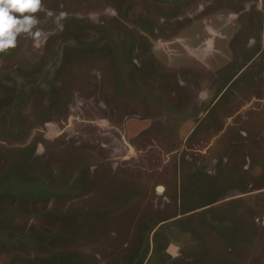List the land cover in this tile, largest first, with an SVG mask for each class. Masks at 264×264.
I'll use <instances>...</instances> for the list:
<instances>
[{"label": "rangeland", "instance_id": "374dc122", "mask_svg": "<svg viewBox=\"0 0 264 264\" xmlns=\"http://www.w3.org/2000/svg\"><path fill=\"white\" fill-rule=\"evenodd\" d=\"M43 5L0 53V264H264V0Z\"/></svg>", "mask_w": 264, "mask_h": 264}, {"label": "clouds", "instance_id": "9594fccd", "mask_svg": "<svg viewBox=\"0 0 264 264\" xmlns=\"http://www.w3.org/2000/svg\"><path fill=\"white\" fill-rule=\"evenodd\" d=\"M45 11L47 17H54L59 24L66 17V13L55 14L46 10L43 0H0V53L14 49L18 44V37L22 35L40 38L43 35L39 28L41 24L37 13Z\"/></svg>", "mask_w": 264, "mask_h": 264}, {"label": "water", "instance_id": "95a60500", "mask_svg": "<svg viewBox=\"0 0 264 264\" xmlns=\"http://www.w3.org/2000/svg\"><path fill=\"white\" fill-rule=\"evenodd\" d=\"M173 248H174V245L173 244H170L168 249L172 252L173 251Z\"/></svg>", "mask_w": 264, "mask_h": 264}, {"label": "bare ground", "instance_id": "6f19581e", "mask_svg": "<svg viewBox=\"0 0 264 264\" xmlns=\"http://www.w3.org/2000/svg\"><path fill=\"white\" fill-rule=\"evenodd\" d=\"M159 188H161V187H159Z\"/></svg>", "mask_w": 264, "mask_h": 264}]
</instances>
